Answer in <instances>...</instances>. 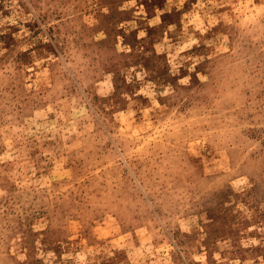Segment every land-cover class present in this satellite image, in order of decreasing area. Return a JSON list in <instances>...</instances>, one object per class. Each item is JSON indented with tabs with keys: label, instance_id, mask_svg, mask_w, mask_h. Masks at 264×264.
Masks as SVG:
<instances>
[{
	"label": "rangeland",
	"instance_id": "374dc122",
	"mask_svg": "<svg viewBox=\"0 0 264 264\" xmlns=\"http://www.w3.org/2000/svg\"><path fill=\"white\" fill-rule=\"evenodd\" d=\"M0 264H264V0H0Z\"/></svg>",
	"mask_w": 264,
	"mask_h": 264
}]
</instances>
